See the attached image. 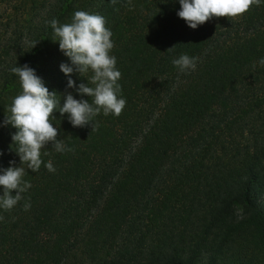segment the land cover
Masks as SVG:
<instances>
[{
  "label": "trees",
  "instance_id": "1",
  "mask_svg": "<svg viewBox=\"0 0 264 264\" xmlns=\"http://www.w3.org/2000/svg\"><path fill=\"white\" fill-rule=\"evenodd\" d=\"M76 11L105 18L127 103L95 131L54 111L74 151L46 145L24 200L0 209V264H264V0L195 30L179 0H0V174L20 166L4 123L22 92L12 67L34 69L61 107L66 93L91 102L77 92L91 73L61 72L71 60L48 23ZM182 54L194 71L172 64Z\"/></svg>",
  "mask_w": 264,
  "mask_h": 264
},
{
  "label": "clouds",
  "instance_id": "2",
  "mask_svg": "<svg viewBox=\"0 0 264 264\" xmlns=\"http://www.w3.org/2000/svg\"><path fill=\"white\" fill-rule=\"evenodd\" d=\"M117 0H111L115 4ZM131 8V0H128ZM180 11L177 15L184 20L189 28L195 30L198 26L212 18H237L247 13L253 5L260 6L261 0H179ZM50 26L59 42L60 50L71 60L72 66L62 63L61 72L71 77L74 70L80 76L91 73L87 85L79 84L77 92L81 96L91 98L77 100L72 94L66 93L63 106L61 97L56 92H50L35 70L28 65L14 66L10 71L19 77L22 92L16 95L7 109L5 125L10 124L18 131L12 136L20 166H10L0 174V209L11 211L32 185L24 180L27 170L39 171L42 160V150L48 144L58 153L72 152L64 140L58 139V129L53 127L54 111L61 116L68 114L73 127L92 126L95 131L98 124L95 118L103 113L120 116L126 106V99L121 96V85L118 81L121 73L116 68V57L110 55L114 48L111 39L112 32L106 28V20L99 14L85 11L74 12L71 22L60 24L52 19ZM37 42H31L34 48ZM175 47L169 49L172 51ZM197 57L182 54L172 60L180 72L194 71ZM258 63L264 66V57ZM255 67V65H253ZM68 88H76L75 81L68 79ZM47 155V152L43 153ZM14 165L15 161L10 162ZM49 172H55L53 163L49 160L44 165ZM15 193V194H13ZM23 208L30 210L31 203L25 201ZM3 216H0V221Z\"/></svg>",
  "mask_w": 264,
  "mask_h": 264
}]
</instances>
